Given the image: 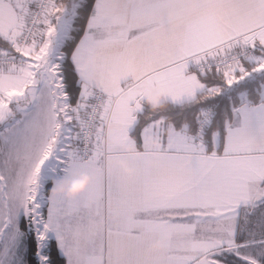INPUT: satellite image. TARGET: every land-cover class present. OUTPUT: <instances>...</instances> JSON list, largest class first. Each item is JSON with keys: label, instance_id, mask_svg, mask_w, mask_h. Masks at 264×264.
<instances>
[{"label": "snow or ice", "instance_id": "6c2138e0", "mask_svg": "<svg viewBox=\"0 0 264 264\" xmlns=\"http://www.w3.org/2000/svg\"><path fill=\"white\" fill-rule=\"evenodd\" d=\"M0 264H264V0H0Z\"/></svg>", "mask_w": 264, "mask_h": 264}, {"label": "clouds", "instance_id": "9594fccd", "mask_svg": "<svg viewBox=\"0 0 264 264\" xmlns=\"http://www.w3.org/2000/svg\"><path fill=\"white\" fill-rule=\"evenodd\" d=\"M88 179L86 174H75L72 179L64 181L62 186L57 190L71 196L75 191L81 189L88 182Z\"/></svg>", "mask_w": 264, "mask_h": 264}]
</instances>
